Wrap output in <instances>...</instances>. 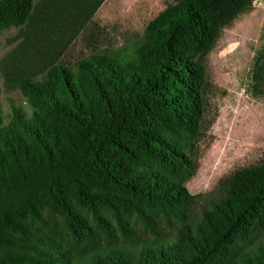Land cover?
<instances>
[{
    "label": "trees",
    "instance_id": "trees-1",
    "mask_svg": "<svg viewBox=\"0 0 264 264\" xmlns=\"http://www.w3.org/2000/svg\"><path fill=\"white\" fill-rule=\"evenodd\" d=\"M92 2L75 0L74 9ZM252 2L180 0L149 21L131 52H95L73 67L52 63L41 78L22 80L32 115L13 106L6 123L0 113V264H67L31 219L48 208L89 231L76 205L117 201L129 210L125 191L185 218L173 241L145 243L136 254L115 246L94 253L92 264H264V242L231 258L264 226V162L237 169L200 220L186 218L194 195L185 182L205 111L202 58ZM35 6L0 0V28L25 25ZM254 78L264 81V48ZM101 223L110 235L111 224ZM120 229L131 238L128 226Z\"/></svg>",
    "mask_w": 264,
    "mask_h": 264
},
{
    "label": "rangeland",
    "instance_id": "rangeland-1",
    "mask_svg": "<svg viewBox=\"0 0 264 264\" xmlns=\"http://www.w3.org/2000/svg\"><path fill=\"white\" fill-rule=\"evenodd\" d=\"M179 1L103 0L94 7L93 0L77 13L75 0H34L35 11L25 25L0 28V113L5 122L13 106L32 115L33 107L20 86L23 79L41 78L52 63L73 67L95 52H131L142 42L149 21ZM70 13L77 15L70 20ZM263 48L264 0H253L224 25L202 58L205 111L195 170L185 182L194 195L186 211L193 223L218 201L225 181L237 169L264 162V81L254 78L256 56ZM119 195L128 198L133 207L122 209L117 201L94 207L76 205L88 220L89 231L48 208L40 220L31 221L59 244L67 264H92L94 253L115 246L136 254L145 243L175 239L183 215L142 202L127 191ZM103 220L111 224L110 235ZM122 224L132 230L131 238L121 232ZM263 242L264 226L248 242L237 243L231 258L239 260Z\"/></svg>",
    "mask_w": 264,
    "mask_h": 264
}]
</instances>
